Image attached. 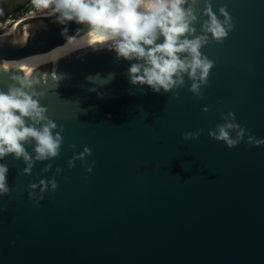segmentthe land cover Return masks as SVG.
Listing matches in <instances>:
<instances>
[{
	"label": "water",
	"instance_id": "95a60500",
	"mask_svg": "<svg viewBox=\"0 0 264 264\" xmlns=\"http://www.w3.org/2000/svg\"><path fill=\"white\" fill-rule=\"evenodd\" d=\"M223 4L235 28L201 50L215 61L203 99L187 78L178 98L130 84V62L108 48L0 74L5 91L13 74L38 77L41 105L64 126L60 156L37 162L30 176L20 174L21 160H0L11 189L0 196V264H264V145L228 148L208 136L231 111L264 139V0H213L214 11ZM25 26L24 48L0 45V59L46 53L86 31L56 16L17 29ZM53 72L63 76L58 85ZM197 129L198 139L182 140ZM70 144L92 150L91 174L80 161L67 167ZM56 167L58 189L34 205L26 186Z\"/></svg>",
	"mask_w": 264,
	"mask_h": 264
},
{
	"label": "clouds",
	"instance_id": "9594fccd",
	"mask_svg": "<svg viewBox=\"0 0 264 264\" xmlns=\"http://www.w3.org/2000/svg\"><path fill=\"white\" fill-rule=\"evenodd\" d=\"M31 3L40 12L47 10V16H56L61 24L75 22L85 27L86 31L78 30L74 36H67L65 29L67 43L82 40L80 48L114 51L118 60L130 62L126 73L130 84L147 85L155 93L172 92L173 98H178L176 90L185 87V78L191 82L188 90L197 98H204L202 89L208 86L215 61L201 50L210 40L223 44L235 28L227 5L214 11L213 0H203L202 13L201 0H31ZM196 24L200 25L199 33ZM10 79L12 83L7 90L0 89V160L10 155L21 160L25 167L20 174L30 176L37 162L60 156L64 126L50 119L47 106L41 105L46 93L36 90L41 83L38 77L13 74ZM62 79V75L53 72L52 80L57 85ZM203 111L209 109L204 107ZM221 118L223 123L208 131L210 138L224 142L228 148L242 142L251 147L264 145V139L251 135L236 122L234 112H221ZM200 135V129L187 131L182 140H195ZM68 147L73 156L67 160V167L71 169L80 161L91 174L95 166L88 164L92 150L85 146L77 153L76 145ZM52 168L47 163L41 172L48 173ZM8 171V164L0 163V196L11 191ZM62 173L63 169L56 167L51 179L28 183V197L34 205L39 206L49 190L58 189L56 176Z\"/></svg>",
	"mask_w": 264,
	"mask_h": 264
},
{
	"label": "bare ground",
	"instance_id": "6f19581e",
	"mask_svg": "<svg viewBox=\"0 0 264 264\" xmlns=\"http://www.w3.org/2000/svg\"><path fill=\"white\" fill-rule=\"evenodd\" d=\"M43 17H48V16L37 15L29 18L39 19ZM17 24H15L11 29H9L4 35L0 36V45H12L17 48H24V46L27 43V39L29 35L28 30L26 26L23 28V30H18ZM39 27H41V25ZM83 43L84 42L82 40H77L75 42L69 40L68 43L67 41H65L61 45L55 47L54 49L46 53L35 54V55H31L19 59H12V60L0 59V74H4L23 67H27L30 65H34L58 58L76 57L103 49L100 48L94 50L92 47L80 48Z\"/></svg>",
	"mask_w": 264,
	"mask_h": 264
},
{
	"label": "flooded vegetation",
	"instance_id": "af4514ba",
	"mask_svg": "<svg viewBox=\"0 0 264 264\" xmlns=\"http://www.w3.org/2000/svg\"><path fill=\"white\" fill-rule=\"evenodd\" d=\"M0 6L9 11L8 15L0 22V24L11 17H15L24 10L34 8L31 0H0Z\"/></svg>",
	"mask_w": 264,
	"mask_h": 264
},
{
	"label": "rangeland",
	"instance_id": "374dc122",
	"mask_svg": "<svg viewBox=\"0 0 264 264\" xmlns=\"http://www.w3.org/2000/svg\"><path fill=\"white\" fill-rule=\"evenodd\" d=\"M37 15L47 16V10H45L44 12H40L34 7L29 11L24 10L17 14L15 17L7 19L5 22L0 24V36L4 35L9 29H11L15 24L19 23L20 21Z\"/></svg>",
	"mask_w": 264,
	"mask_h": 264
},
{
	"label": "trees",
	"instance_id": "16d2710c",
	"mask_svg": "<svg viewBox=\"0 0 264 264\" xmlns=\"http://www.w3.org/2000/svg\"><path fill=\"white\" fill-rule=\"evenodd\" d=\"M31 8L27 9L26 11H29ZM9 11L4 9V7L0 6V22L3 21V19L8 15ZM51 17V16H48Z\"/></svg>",
	"mask_w": 264,
	"mask_h": 264
}]
</instances>
